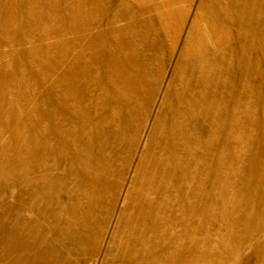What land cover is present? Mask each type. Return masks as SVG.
<instances>
[{
    "label": "rangeland",
    "instance_id": "rangeland-1",
    "mask_svg": "<svg viewBox=\"0 0 264 264\" xmlns=\"http://www.w3.org/2000/svg\"><path fill=\"white\" fill-rule=\"evenodd\" d=\"M263 229L264 0H0V264H264Z\"/></svg>",
    "mask_w": 264,
    "mask_h": 264
},
{
    "label": "bare ground",
    "instance_id": "bare-ground-1",
    "mask_svg": "<svg viewBox=\"0 0 264 264\" xmlns=\"http://www.w3.org/2000/svg\"><path fill=\"white\" fill-rule=\"evenodd\" d=\"M117 112H118V109L116 108L115 109V111L113 112L114 114H117ZM142 134V133H141ZM160 156H162L161 155V153H160ZM50 170V168H48V166L47 165H43L42 166V168L39 170L41 173H43V172H47V171H49ZM163 196H165L166 197V199H169V197H168V195L166 194V193H164L163 194ZM149 207H151V208H153L154 206L152 205V204H149ZM98 225V222H96L95 221V225ZM176 227H177V224L176 223H173V224H171L170 225V233L172 234V236L174 237V235H176ZM73 233H75V232H73ZM150 233V231H148V230H144V229H140V231H139V235L140 236H142L143 237V239L141 240V243H142V246L144 247L146 244H144V242H148V238H149V234ZM263 234H264V229H263ZM254 239H256V237L254 238ZM81 239H79L78 237L75 239V241L72 243V242H68V243H66V245H67V248L68 247H73L74 246V244L77 242V241H80ZM90 245V244H89ZM88 245V246H89ZM84 248V247H83ZM83 248H82V250H83ZM79 253V252H78ZM235 254L236 253H238V251H236V252H234ZM81 254H84V252H82ZM144 254H146V251L144 250V249H141V250H138L137 252H135V257H136V259H142L143 260V257H144ZM110 264H125V261L124 260H120V259H118V260H115V262H111Z\"/></svg>",
    "mask_w": 264,
    "mask_h": 264
}]
</instances>
